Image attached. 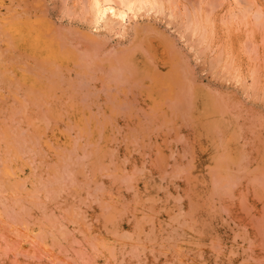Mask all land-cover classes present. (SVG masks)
I'll return each instance as SVG.
<instances>
[{
	"label": "rangeland",
	"instance_id": "rangeland-1",
	"mask_svg": "<svg viewBox=\"0 0 264 264\" xmlns=\"http://www.w3.org/2000/svg\"><path fill=\"white\" fill-rule=\"evenodd\" d=\"M159 1L0 0V264H264V0Z\"/></svg>",
	"mask_w": 264,
	"mask_h": 264
},
{
	"label": "bare ground",
	"instance_id": "bare-ground-1",
	"mask_svg": "<svg viewBox=\"0 0 264 264\" xmlns=\"http://www.w3.org/2000/svg\"><path fill=\"white\" fill-rule=\"evenodd\" d=\"M91 8H92V13H93V19H92V22L90 23L91 28H94V27L97 28L100 25L102 19H103V21H105L104 18H106L108 20H112V19L114 20L116 17L117 19H119L118 21L120 22V21L125 20L128 17L131 18V15H134V18H135V15H137V13L140 12L141 10L142 11L145 10L147 13L149 11H151V12L152 11H155V12H159V11L163 12L164 11L163 5H162L161 1H159V0H119V1H117V0H92ZM129 22H131V21L129 20ZM129 22H128V25H129ZM126 24H125V26H126ZM102 26L106 27V24L103 23ZM125 28H128V27H125ZM125 28H123V29L125 30ZM23 34H25V33H23ZM25 38H27V37L25 36ZM20 39H22V38H20ZM29 43H31V42L29 41Z\"/></svg>",
	"mask_w": 264,
	"mask_h": 264
}]
</instances>
